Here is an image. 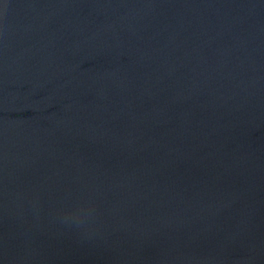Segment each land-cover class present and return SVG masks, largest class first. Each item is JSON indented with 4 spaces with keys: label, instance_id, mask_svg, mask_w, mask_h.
Wrapping results in <instances>:
<instances>
[{
    "label": "water",
    "instance_id": "95a60500",
    "mask_svg": "<svg viewBox=\"0 0 264 264\" xmlns=\"http://www.w3.org/2000/svg\"><path fill=\"white\" fill-rule=\"evenodd\" d=\"M0 264H264V0H0Z\"/></svg>",
    "mask_w": 264,
    "mask_h": 264
}]
</instances>
